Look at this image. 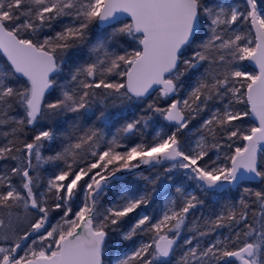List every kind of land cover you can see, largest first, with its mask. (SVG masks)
<instances>
[{
    "label": "snow or ice",
    "instance_id": "6c2138e0",
    "mask_svg": "<svg viewBox=\"0 0 264 264\" xmlns=\"http://www.w3.org/2000/svg\"><path fill=\"white\" fill-rule=\"evenodd\" d=\"M0 54V264H172L178 248L177 264H264V186L240 190L264 185L261 0H0ZM155 86L171 102L107 139V109ZM177 175L240 195L193 217L205 201ZM158 184L174 192L150 214Z\"/></svg>",
    "mask_w": 264,
    "mask_h": 264
},
{
    "label": "trees",
    "instance_id": "16d2710c",
    "mask_svg": "<svg viewBox=\"0 0 264 264\" xmlns=\"http://www.w3.org/2000/svg\"><path fill=\"white\" fill-rule=\"evenodd\" d=\"M264 2V0H261ZM224 3L226 4H230L233 3L234 0H223ZM236 2H238V0H236ZM124 23L129 22L128 20H124ZM96 29H93V32L95 33ZM108 31H110V29H108ZM125 46L127 47V44H125ZM86 54V53H85ZM4 58L3 56L0 54V61H2ZM244 69L246 71L249 72H254L255 70L252 68V66H249L248 64L245 65ZM68 69L67 67L65 68V74L67 73ZM61 82L63 80V76L60 77ZM115 79V78H114ZM48 96L45 98V102H51L53 101L56 96L58 95V91H50L48 94ZM181 97L184 95L183 91L181 92ZM150 101H156L158 102L161 106H166L167 103H170L171 101H165L164 99L159 97V90H156V92H154L153 94H151L149 97L145 98L143 100V102H136L134 105L129 106L127 104L125 105H117L115 107H109L107 109L108 113L111 114L112 116V121H111V125H110V131L108 128L105 129L106 131V138L107 139H111V133H115L116 129L125 122L126 119H132L135 116H138L141 113V109ZM237 107L239 108H243V105H238ZM98 109V106H97ZM97 109L96 113L97 115L99 114V111ZM90 118H87V123L91 124V123H97V126H100L98 124V122L95 121V116H91V114H89ZM69 120H71V115H69L68 117ZM251 121H248V123H250ZM166 122H164L161 118L159 117H154V120L152 122L149 123V127L147 129H145V135L147 139H151L152 134L161 126L164 125ZM195 126V122L193 127ZM64 128H67V125L65 124L62 128H61V132L63 131ZM60 133L58 132V135ZM189 135H191V133H189ZM140 139L139 133H137L136 135L130 136L127 140L124 141L125 144H127L128 146H131L134 143H138ZM3 142V137L0 136V143ZM59 142L57 141L55 144H53L51 146V149H45L44 150V155H50L52 154V152H54L57 147H58ZM103 147V145H102ZM123 150V149H120ZM11 163V162H9ZM53 165H45L44 168L42 169V175L47 177L53 170ZM150 173L148 171H144V175H149ZM134 181V177L132 176H126L124 183H128L130 180ZM172 182L169 181H165L164 185L167 186L168 184H170ZM248 186V187H252L254 190L258 189L259 187H262L264 185L261 184L260 181L256 180V181H246L244 183H242L240 185V190L242 191L243 187ZM117 187H119V184H117ZM136 189H143V187H140V185H137ZM174 192V188H167V190L165 191L164 189H162L161 185H157V195L154 197L153 199V203H152V207L148 210L149 213L151 214L153 210L157 211L160 209L161 207V199L162 196L166 193H172ZM198 195H200V198L203 199L205 201L204 207L197 209V211H199V214H195L194 217L196 216H209L210 214H212L213 212H218L220 209V206L225 203L226 200L231 199V198H238L240 195V191H237L236 188H231L230 192L226 191L222 194L216 195V196H212V195H208L205 196L203 193H197ZM114 195V192L109 193L108 197L106 199H110L112 198V196ZM59 213L53 212L51 214V222L52 223H56L59 220ZM218 232H224L225 234L227 233L226 229H220L218 230ZM208 239V238H205ZM210 239V238H209ZM113 242L119 244L120 247H125V245L122 242L118 241V238L113 235ZM30 243V241H29ZM177 252V251H176ZM177 253H175V255L172 257V260H174V258L176 257Z\"/></svg>",
    "mask_w": 264,
    "mask_h": 264
},
{
    "label": "rangeland",
    "instance_id": "374dc122",
    "mask_svg": "<svg viewBox=\"0 0 264 264\" xmlns=\"http://www.w3.org/2000/svg\"><path fill=\"white\" fill-rule=\"evenodd\" d=\"M261 4L262 5H264V2L263 1H261ZM246 64H248L247 63V61H245V62H243V66L245 67V65ZM249 65V64H248ZM250 66V65H249ZM175 182L176 183H181V182H183V183H185L186 184V186H188V190H190V191H192V190H195V191H197V193H200L199 192V190H196L195 189V186H194V182H191V181H186V178L185 177H183L182 175H177V176H175ZM126 185H129V186H131V187H133V188H138V187H136L137 185H140V187H144V181L143 180H140V179H137V178H134V181H133V179L132 180H130L128 183H125ZM120 186V185H119ZM150 187V186H149ZM173 193V192H172ZM172 193H166V194H164L163 196H162V199H161V207H160V209L157 211V215H159V213H160V211L162 210V208H163V205H164V203H165V201L167 200V198H168V196L169 195H171ZM200 194H202V193H200ZM199 214V211H195L194 213H193V217H194V215L195 214ZM196 217H199V216H196ZM188 235H190V233H188L187 231H185L184 232V236H188ZM209 239V238H208ZM113 243H115V242H113ZM181 244L183 243V240H181V242H180ZM121 248H124V247H121ZM177 255H176V257L174 258V260H172V264H177V262H178V260H179V257L181 256V254H182V249H180V248H178L177 249ZM107 259H108V257H106V261H107Z\"/></svg>",
    "mask_w": 264,
    "mask_h": 264
},
{
    "label": "water",
    "instance_id": "95a60500",
    "mask_svg": "<svg viewBox=\"0 0 264 264\" xmlns=\"http://www.w3.org/2000/svg\"><path fill=\"white\" fill-rule=\"evenodd\" d=\"M124 20H128V18L125 17ZM128 21H129V20H128ZM1 55H2V54H1ZM247 63H248L250 66H252V68L256 71V68H255V65H254V64H251L250 62H247ZM156 90H159V86H155V90H153V91L151 92V94H153L154 92H156ZM48 93H49V92H48ZM48 93H46L45 98L48 96V95H47ZM151 94H150V95H151ZM150 95H149V96H150ZM149 96H147V97H149ZM147 97H146V98H147ZM251 181H256V180H251ZM233 188H235V187H233Z\"/></svg>",
    "mask_w": 264,
    "mask_h": 264
}]
</instances>
